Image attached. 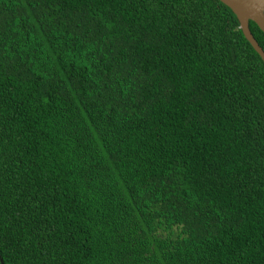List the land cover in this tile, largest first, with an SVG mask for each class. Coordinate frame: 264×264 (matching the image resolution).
<instances>
[{"label":"trees","instance_id":"trees-1","mask_svg":"<svg viewBox=\"0 0 264 264\" xmlns=\"http://www.w3.org/2000/svg\"><path fill=\"white\" fill-rule=\"evenodd\" d=\"M0 259L264 264V62L229 7L0 0Z\"/></svg>","mask_w":264,"mask_h":264},{"label":"water","instance_id":"water-1","mask_svg":"<svg viewBox=\"0 0 264 264\" xmlns=\"http://www.w3.org/2000/svg\"><path fill=\"white\" fill-rule=\"evenodd\" d=\"M235 14L239 28L253 49L264 62V50L252 35L249 21L254 22L264 33V0H219ZM1 264L2 260L0 259Z\"/></svg>","mask_w":264,"mask_h":264}]
</instances>
